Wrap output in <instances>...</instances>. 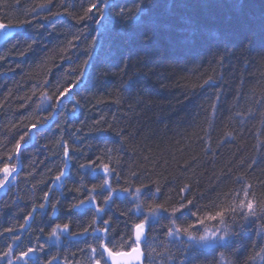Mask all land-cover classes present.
<instances>
[{
  "label": "trees",
  "instance_id": "16d2710c",
  "mask_svg": "<svg viewBox=\"0 0 264 264\" xmlns=\"http://www.w3.org/2000/svg\"><path fill=\"white\" fill-rule=\"evenodd\" d=\"M5 2L11 7L0 6V23L7 24L16 23L37 3H48L49 0H0V3ZM51 4L52 11L56 12L60 0H51ZM63 4L75 5L74 15L81 11L79 0H64ZM146 7L148 13L143 19L150 26H124L125 32L134 34L129 44H125L127 35H121L118 17L110 18L107 31L100 29L101 44L97 52L108 44L120 49L114 64L115 72L105 74L101 81L94 67L63 100L60 107L64 110L56 119H47L52 100L42 98V93L47 92L54 100L55 89L50 91L43 81L56 87L66 79L74 84L75 74L69 76V73L87 57L83 52L82 37L67 52L69 59L53 50L63 48L66 40L72 39L68 35L69 28H82L93 21L77 24L76 19L67 14H33L27 17L28 23L24 27H12L0 39V132L5 131L9 121L18 126L14 133L26 131L22 124L39 122L38 130H34L30 138L25 137L27 142L23 144L22 159L12 161L17 165V173L0 188V233H3L0 235V254L9 246L13 247L15 252L10 257L13 264H24V261L16 260V255L28 247L35 248L36 252L26 258L27 264H48L49 260L52 264H65V258L68 264H87L80 249L86 248L85 241L93 243L94 237L59 231V239L49 237L48 225L52 221L70 222L73 231H80L78 225L90 220L84 213L92 205L76 209L74 217L68 210L78 202L75 199L78 194L73 189L79 186L81 173L87 178L85 183L104 175L100 170L81 169L80 165L103 156L106 146L120 157V163L113 167L121 179L113 183L122 185L129 169L135 170L144 176L153 191L155 184L152 182L159 181L157 198L161 202L177 195L189 196L180 191L185 183L193 191L207 189L212 192L234 174L246 176L259 194L260 180L264 179V136L260 135L264 125L249 117L246 109L251 107V100H261L259 83L264 79L261 76L264 67L252 58L264 50V0H154L153 6ZM59 11L64 9L61 7ZM152 28L155 31L149 35ZM89 31L98 39L95 24ZM202 31L208 38L220 32L227 37V47L221 48L202 37L197 39ZM33 37L35 40L31 39ZM182 39L197 40L193 51L203 57H198L199 62L186 68L183 49L178 48ZM28 44L31 48L25 52ZM219 51L227 52L222 62H218L215 55ZM242 51L249 60L241 55ZM210 77L215 82L204 84ZM130 79H133L130 90L125 92ZM77 92L79 96L75 95ZM215 94H219L218 101ZM210 97L218 105L215 131L205 123L206 114H211ZM244 97L251 99L246 102ZM76 100L80 105L73 112ZM259 108L257 104L256 111ZM253 125H258L255 133L251 130ZM202 128L210 135L206 136ZM117 131L120 136L116 135ZM224 131H232L236 139L224 140ZM14 133L0 136V141L4 142L0 143V155L10 154L8 150L12 145L5 147V143ZM61 136L70 147L76 148L70 160L65 158L67 167L60 163L62 153L57 141ZM74 136L78 139H73ZM121 137L126 138L123 144ZM107 160L105 157L104 162ZM100 162L97 161L95 166L98 167ZM60 171H64L65 176L57 181L55 176ZM45 193L49 197L47 201L42 198ZM115 196L119 206L124 208L126 195L117 192ZM145 200L146 197H141L142 202ZM40 204L45 207L39 208ZM144 212H147L146 208ZM29 213L34 220L25 225ZM115 215L123 219L118 212ZM79 217H83V221ZM157 219L159 216L152 222L155 224ZM9 227L17 229L14 234L4 231ZM122 229L120 223L118 230ZM164 231L157 225L153 232L157 239L151 242L157 251H164L161 244ZM14 236L20 237L19 241H15ZM181 239L186 240L185 237ZM253 239L254 230L235 245L237 260L243 259ZM149 242L146 240L145 246ZM123 243L114 246L120 248ZM168 246L175 251L177 241L170 240ZM214 246H200L197 251L203 256ZM53 256L58 258L53 260ZM0 264H7V261L0 260ZM169 264L174 262L169 261Z\"/></svg>",
  "mask_w": 264,
  "mask_h": 264
},
{
  "label": "snow or ice",
  "instance_id": "6c2138e0",
  "mask_svg": "<svg viewBox=\"0 0 264 264\" xmlns=\"http://www.w3.org/2000/svg\"><path fill=\"white\" fill-rule=\"evenodd\" d=\"M112 0H79L80 13L74 15L75 5H66L61 4L59 8H63L64 11L53 12V5L51 0L48 3H42L44 7L36 8L35 11L29 9L24 15L23 19H17L16 23H0V32L7 33L8 30L12 27H24L27 23V17L30 15H70L76 19L77 24H83L87 21L92 20V17H95V25L97 28L96 36L99 38L101 35L100 29L108 30V24L110 22V5ZM0 6L11 7L8 3H0ZM142 6V5H141ZM36 5L34 6V8ZM57 7V6H56ZM45 8L47 12L45 13ZM120 14H123L126 10L125 6H120ZM109 13V15H106ZM68 35L72 37L70 40H66L65 46L60 49V54L64 56L65 59H69L67 52L75 47V41L79 40L80 33L79 28L73 30L69 28ZM93 43L94 42H90ZM31 48V44H28V48L24 51L26 52ZM6 54V53H5ZM216 55V54H215ZM218 57V62L223 61V57L216 55ZM2 58V57H0ZM90 58L84 59L79 65L81 70L72 71L69 73L71 76L75 74V83L73 84L71 80L66 79L63 84L56 87L54 91L55 99L53 97L49 99L47 92L42 93V98L44 100H52V104L49 105V116L47 119H56L59 113L64 110L61 109L60 105L63 103V100L72 94L73 90L80 84L81 78L83 77V71L87 69L88 62ZM262 67H264V60L260 61ZM76 68V67H74ZM73 68V69H74ZM261 76L264 77V72H261ZM213 78L206 79L204 84L214 83ZM45 85L50 87L52 84L49 81H43ZM59 84V82H57ZM259 87L262 89L261 100L259 102L260 108L259 111H251L246 109L249 113V117L252 119L258 120L261 125H264V79L259 83ZM250 91H255L251 89ZM76 96H79L80 93H76ZM74 99V97H73ZM215 99L219 100V94H215ZM239 99V98H238ZM246 102L251 99V97H244ZM98 103L100 101H97ZM71 103V101H70ZM209 109L211 114H206L205 123L208 124L209 129L215 131V121L214 117L218 111V105L212 102V98H209ZM80 101H75V106L72 111L75 112V108L79 107ZM208 110H206V113ZM45 119V123H47ZM231 119V115L229 116ZM60 123V121H57ZM30 122L27 125L22 124L21 127L26 128L24 132H15L17 125L8 122V127L4 132H0V136H7L9 133H14L11 135V138L5 143L11 144L12 147L8 150L10 154L0 155V188L5 187L9 183V177L14 173H17V165L12 163L15 160H21L24 155L23 144L26 143L25 137L30 138L31 133L37 129V124ZM97 124L100 122L97 121ZM103 130V129H100ZM205 135H210L207 129H203ZM117 136H120V132L117 131ZM224 140L236 139L232 131H224L223 133ZM73 139H78L73 137ZM126 140L125 137H121V143ZM0 143H4L0 141ZM57 146L60 148L62 153V159L60 163L67 167L65 163V158L71 159V153L76 151L75 147H70L64 137H60L57 141ZM118 151V150H116ZM114 149L105 147L103 156H97L96 160H93L91 163H82L80 165L81 169L92 168L93 171L100 170L103 172V176L98 177L96 181L88 180L82 173L79 175V186L74 188L78 195L75 198L78 202L73 203L69 208V213L72 217L75 216V210L81 208L82 206L92 205V208L88 209L84 213V216H90V220L87 223H81L78 227L80 231H73L70 222H60L57 223L52 221L48 225L50 229L49 237H59L57 236L58 231L68 233L73 236H83L91 234L94 237L93 243H88L85 241L86 248H81L80 251L85 254L87 264H168V261L164 259L165 252L175 259V254L171 251L168 246V242L174 239L177 236H183L186 238L187 243L183 244V255L185 257L191 254L193 264H197V258L201 256L198 253L197 249L200 246H208L211 244L217 243V237L211 232L195 233L194 229L197 227L196 224H190L184 226L176 218L186 210L183 205L186 203L188 206H191V199L188 196L184 200L179 201L178 203H169V198L164 199L162 202L157 198V194L160 192L159 181H153L155 184V191L149 187V184L145 182L141 174L131 173L129 176L125 177L123 184L117 186L113 181L119 182L121 176L116 172V168L113 167V164L118 165L120 163L119 155H114ZM105 157L108 158L107 162H104ZM101 161L96 167V162ZM115 161V163H114ZM65 176L64 171H60L58 175L55 176L57 181H60L62 177ZM246 178V176H243ZM135 178V180L133 179ZM91 184V187L88 185ZM35 187V186H34ZM190 188V185L187 186ZM83 189V191H82ZM147 189V191H145ZM260 191L259 195L264 196V179L260 180ZM181 193H188L186 188H182ZM121 192L126 195L125 207L121 208L116 199L115 193ZM97 195H93V194ZM145 193H148V197L145 201H141V197H145ZM257 190L255 189L252 183L247 184L244 197L240 202V207L245 209L249 218L258 221L256 227L254 228V239L248 247V251L244 255L243 259H236V249L235 247H225L223 249H217L213 264H264V208L261 207V202L257 200ZM45 201L49 199L47 193L42 197ZM148 201H151L150 203ZM135 205V208L132 205ZM39 208L43 209L45 204L38 205ZM147 209L145 213L144 210ZM53 213L56 212L55 204L52 205ZM35 211V208L32 209ZM119 213V217L123 219H118L116 213ZM138 213H144L138 215ZM160 213H164V217H169L173 222L163 225L165 229L163 236L164 239L161 241L164 251H157L156 247L153 246L151 241H155L157 236L153 235V232L156 228V225L152 223L153 219H156L159 216V219L156 220L159 223L160 220L164 217L160 216ZM217 215H220L218 213ZM71 218V217H70ZM59 219V217H57ZM83 221V217H79ZM212 219V217H210ZM34 220V217L29 213L25 220L24 224H29ZM204 221L201 219L200 223ZM122 223L123 229L118 230V225ZM151 225V227H150ZM17 229L14 227H9L4 229L8 233H15ZM121 231L123 234H121ZM3 233H0L2 235ZM119 237V241L117 240ZM20 237L14 236L15 241H19ZM150 241L147 246H145V241ZM123 241L124 243L120 248H116L114 245ZM40 248L43 249V245H40ZM15 250L13 247L9 246L7 251H3L0 254V260H6L7 264H13L11 256L14 254ZM36 249L33 247H28L26 250H22L16 255L17 261H24V264H27L26 258L29 255L35 254ZM76 255V253H73ZM58 257L53 256L52 259H57ZM48 264H52V261L49 260ZM65 264H68L67 258H65ZM79 264V262H77ZM179 264H186L185 260L181 259Z\"/></svg>",
  "mask_w": 264,
  "mask_h": 264
},
{
  "label": "clouds",
  "instance_id": "9594fccd",
  "mask_svg": "<svg viewBox=\"0 0 264 264\" xmlns=\"http://www.w3.org/2000/svg\"><path fill=\"white\" fill-rule=\"evenodd\" d=\"M63 3L64 0H60V4L57 5V11H59V6ZM128 5H131V7H128ZM141 5L145 7H142ZM147 5L153 6L154 0H112L111 5L109 6L110 18H119L122 25L120 28L121 35H127L125 44H129L134 35L131 32H125V25L136 27L150 26L149 22H146L143 19V17H146L148 13V8L146 7ZM120 6H125L126 8L123 14H120L119 11H117ZM42 7H44L42 3H37L36 7L31 10L35 11L36 8ZM45 10L47 9L45 8ZM106 15H109V13H106ZM91 21L95 24V17H92ZM93 24H88L85 27L79 28L80 37H82L84 41L82 45L83 52L87 58H90L87 71H83V77L87 78L89 72L95 67L97 77L103 81L105 74H112L115 72L114 64L119 55L120 49L113 48L110 44H108L103 45L101 47V51L98 53L97 48L98 45L101 44V39L100 36L97 39L90 34L89 29L93 26ZM154 31V28H152L149 35H151ZM201 37L210 40L214 45H219L221 48L227 47V37L218 31L212 38H208L206 33L202 31L197 39ZM31 39L35 40L34 37ZM90 42H94V46L93 43ZM196 43L197 40L194 39H182L178 45V48L183 49V54L186 57L184 64L185 68L188 65L199 62V59L203 58L200 53L193 51L196 48ZM245 48H247V45H245ZM60 49H54L53 51L59 54ZM226 54L227 52L225 51H219L216 55L224 58ZM241 55H243L245 59L249 60V57L245 56L243 51L241 52ZM198 57L199 59H197ZM252 59H254L255 63L260 64V61L264 60V50L259 52ZM76 70H81L80 65H77L76 68L72 69V71ZM132 81L133 79H130L127 82V85L124 88L125 92L130 90ZM52 89H56V86L51 85L49 90L51 91ZM50 98H52V96H49V99ZM259 102L260 100H251V107L249 110L256 111V105L259 104ZM251 130L254 133L258 131V125H253ZM260 135L264 136V132H260ZM253 147H256V145L254 144ZM131 173H136V171L129 169V173L127 175L129 178ZM142 177L144 178L143 175ZM149 182H151V180H149ZM247 184V178H244L243 175L234 174L226 182L216 186L212 192H208L207 189H205L204 192L193 191L191 188H187L189 185L188 183L183 184L180 188V190L182 188L187 189L189 193L188 198L190 197L189 199H191V206H188L185 203L183 207H185L186 210L183 211L176 219L184 226L196 224L197 227L194 229L195 233H203L207 231L213 233L217 237V243L214 244L215 246L212 247L211 252L206 253L203 256H199L197 258V264H213L217 249L235 247V245L238 244L245 235L252 232L256 227L258 221L249 218L248 212L240 207V202L244 197ZM145 197L147 199L148 193H145ZM184 199L185 197L181 195L169 197V203H178ZM257 200L261 202V207L264 208V196L257 194ZM132 207L135 208V205L133 204ZM218 213H220V215H217ZM160 216L164 217V213H160ZM210 217H212V219H210ZM201 219L204 221L202 224L200 223ZM261 219H264V217H261ZM172 222L173 221L169 217H164V219L160 220L159 223L156 222L155 225L156 227L157 225L162 227L163 225ZM181 237L183 236H177L174 238L177 241V246L175 251H171L175 254V259L173 260L168 254L164 257V259L168 261V264L169 261H173L174 264H179L181 259L185 260L186 264H193L191 254L187 257L183 255V244H186L187 241L185 239H181Z\"/></svg>",
  "mask_w": 264,
  "mask_h": 264
},
{
  "label": "water",
  "instance_id": "95a60500",
  "mask_svg": "<svg viewBox=\"0 0 264 264\" xmlns=\"http://www.w3.org/2000/svg\"><path fill=\"white\" fill-rule=\"evenodd\" d=\"M4 32H0V37L3 35ZM110 264V261L108 262Z\"/></svg>",
  "mask_w": 264,
  "mask_h": 264
}]
</instances>
